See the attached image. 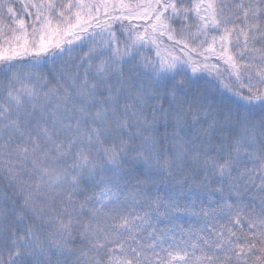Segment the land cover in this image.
I'll list each match as a JSON object with an SVG mask.
<instances>
[{
	"label": "snow or ice",
	"instance_id": "1",
	"mask_svg": "<svg viewBox=\"0 0 264 264\" xmlns=\"http://www.w3.org/2000/svg\"><path fill=\"white\" fill-rule=\"evenodd\" d=\"M0 264H264V0H0Z\"/></svg>",
	"mask_w": 264,
	"mask_h": 264
}]
</instances>
